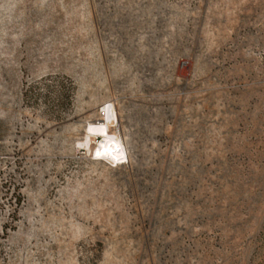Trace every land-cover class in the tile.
<instances>
[{
	"label": "rangeland",
	"instance_id": "obj_1",
	"mask_svg": "<svg viewBox=\"0 0 264 264\" xmlns=\"http://www.w3.org/2000/svg\"><path fill=\"white\" fill-rule=\"evenodd\" d=\"M0 264H264V0H0Z\"/></svg>",
	"mask_w": 264,
	"mask_h": 264
},
{
	"label": "bare ground",
	"instance_id": "obj_2",
	"mask_svg": "<svg viewBox=\"0 0 264 264\" xmlns=\"http://www.w3.org/2000/svg\"><path fill=\"white\" fill-rule=\"evenodd\" d=\"M104 113V118L99 119L95 124L91 125V130L94 133L100 137H104V140L96 150V155L115 162L116 160L121 159L126 151L122 142L110 135V127L118 120L114 105L107 104L104 108Z\"/></svg>",
	"mask_w": 264,
	"mask_h": 264
}]
</instances>
